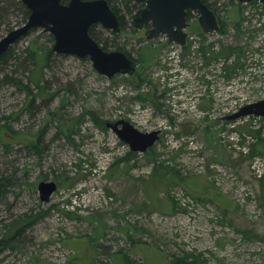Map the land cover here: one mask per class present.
I'll use <instances>...</instances> for the list:
<instances>
[{"label": "rangeland", "instance_id": "374dc122", "mask_svg": "<svg viewBox=\"0 0 264 264\" xmlns=\"http://www.w3.org/2000/svg\"><path fill=\"white\" fill-rule=\"evenodd\" d=\"M217 6L225 32L204 33L194 13L186 47L155 38L150 65L137 60L133 75L108 78L90 58L56 52L53 68L12 71L41 104L32 113L27 92L0 73V118L31 138L6 147L0 136V178L13 183L0 199V264H264V119H226L264 98V8L242 7L238 36L228 10L238 17L239 7ZM145 30L128 34L131 46ZM46 33L36 28L16 51ZM227 46L243 53L216 57ZM43 72L48 88L35 83ZM119 119L160 137L134 152L106 125ZM37 141L39 154L28 148ZM42 180L58 183L48 202Z\"/></svg>", "mask_w": 264, "mask_h": 264}, {"label": "water", "instance_id": "95a60500", "mask_svg": "<svg viewBox=\"0 0 264 264\" xmlns=\"http://www.w3.org/2000/svg\"><path fill=\"white\" fill-rule=\"evenodd\" d=\"M30 15L22 25L13 28L0 39V56L33 28H41L54 37L53 50L59 54L90 58L94 68L108 78L117 74L133 75L137 70L134 59L124 51L104 49L91 35L90 29L99 24L106 29L120 32V20L108 0H22ZM248 3L254 0H238ZM264 6V0H257ZM144 3L132 15V24L136 29L146 30L148 40L166 36L169 42L181 46L187 45L190 25L187 14L195 12L205 33L218 31L221 27L215 11L203 0H134ZM264 117V98L241 106L226 116L229 121L243 117ZM116 132L119 138L129 144L134 152H146L159 139L160 130L144 132L130 121L119 119L106 124ZM55 180H42L38 189L42 201L48 202L57 190Z\"/></svg>", "mask_w": 264, "mask_h": 264}, {"label": "trees", "instance_id": "16d2710c", "mask_svg": "<svg viewBox=\"0 0 264 264\" xmlns=\"http://www.w3.org/2000/svg\"><path fill=\"white\" fill-rule=\"evenodd\" d=\"M69 0H63V2H68ZM205 3H207L214 11L218 9L217 6V0H203ZM231 4L235 7H239V10H237L238 17L234 16L236 9H230L228 10V14L232 16L233 20L236 22V31L237 35L240 36L242 34V28H243V21L244 18H240L241 13H243V8L245 4L237 1V0H230ZM114 11L119 17L120 25L122 30L120 32H115L110 29H105L104 31L109 32V35H105L104 32L99 31L97 28L100 26L99 24H95L91 27L90 33L91 35L99 42V44L106 50H112L117 49L124 51L128 56L133 58L132 51L136 50L138 52V57L134 60L135 63L137 60H142L144 64L150 65V62L152 59L151 57L154 56L156 53V48L154 47V39L148 40L144 38L143 36L139 37V48H135V46H131L130 42L128 40V34L132 31L137 32L138 30L133 26L132 24V15L141 7L144 6V3H136L134 0H108ZM259 2L257 0L252 1L251 4H258ZM216 12V11H215ZM30 10L26 6V4L22 0H0V30L3 25H6V30H12L14 27L12 25V17L15 16L19 18V22L16 25L25 23L30 15ZM194 14V12H189L187 14L188 20L191 18V16ZM223 22V21H222ZM226 25L225 23L222 25L219 32H225L226 31ZM36 30V28H33L31 32ZM40 36H46L43 38H46L48 40L46 41H54V37L51 33L41 34L36 39L33 40V42L27 46L21 53H18L15 49V45L10 46L1 56H0V73L6 72L3 76L4 82H9L13 85H16L18 88L23 89L27 92L28 96H30V101L28 104V111L32 113V111L35 109L36 104V96L33 95L32 91L30 90V87L28 84H25L22 76H16L14 74H11L12 71L18 73L20 72L21 75H24L26 71H30L31 67L37 66L41 62L45 61V64L43 66V71L45 68H53L54 62H53V56L56 54L52 47L47 46L43 42L39 41ZM48 43V42H47ZM186 47V46H185ZM238 46H227L223 48V52H217L216 57H219L221 54L223 55H229L230 53H233L238 50L237 53L241 55L242 48H236ZM222 50V49H221ZM243 53V52H242ZM58 56H65L63 54H59ZM149 59V60H148ZM15 64L16 68L13 70H9V67L11 64ZM219 71H223L222 66H218ZM8 70V72H7ZM20 70V71H19ZM38 87L41 88H48L49 86V80L46 79L45 74L43 72V75H41L38 80L35 81ZM65 91L71 90L69 86L63 87ZM52 99V98H51ZM51 99L43 98V105H48L49 108V102ZM38 107H41L40 105H37ZM44 107V106H43ZM55 118H57L60 121V132L63 131L65 123H63V120L60 118L58 112H54ZM255 117V116H250ZM264 119V117H261ZM6 119V116H3V118H0V136L1 138H4L7 140L6 147L11 142H17V143H25L29 136L26 137V133L20 132L18 130H14L11 128V122ZM229 121V120H228ZM235 122V121H232ZM9 135V139L6 137V135ZM31 139V138H30ZM14 140V141H13ZM29 140V139H28ZM264 141V138H262L261 142ZM41 144L39 142H32L28 145V148L30 151H35L36 153H40ZM13 185L11 176L2 177L0 178V199H5L7 197L8 191L10 190V187ZM13 248H15V244L12 242L9 243ZM128 259L129 256H127Z\"/></svg>", "mask_w": 264, "mask_h": 264}, {"label": "built area", "instance_id": "2783aa9c", "mask_svg": "<svg viewBox=\"0 0 264 264\" xmlns=\"http://www.w3.org/2000/svg\"><path fill=\"white\" fill-rule=\"evenodd\" d=\"M213 33H214V32H213ZM207 34H210V33H207ZM214 76H215V75H214ZM214 76H213V75H212V76H209V77L212 79L211 81H214ZM211 81H210V82H211ZM210 89H211V91H215V90H216L215 87H211ZM243 105H244V104H243ZM243 105H241V106H243ZM241 106H240V107H241ZM240 107H239V108H240ZM237 110H238V109H237ZM237 110H235V111H237ZM235 111H234V112H235ZM224 117H225V116H224ZM244 118L246 119V117H244ZM241 119H242V118H241ZM239 120H240V119H239Z\"/></svg>", "mask_w": 264, "mask_h": 264}, {"label": "flooded vegetation", "instance_id": "af4514ba", "mask_svg": "<svg viewBox=\"0 0 264 264\" xmlns=\"http://www.w3.org/2000/svg\"><path fill=\"white\" fill-rule=\"evenodd\" d=\"M255 1V0H254ZM252 2V1H251ZM251 2H248V3H251ZM259 2V1H258ZM67 3V2H66ZM242 3V2H241ZM248 3H243V4H248ZM263 5V4H262ZM263 8H264V6H263ZM195 13V12H194ZM149 24H147V25H145V28H146V30L149 28ZM220 29H221V27H220ZM220 29H219V31H220ZM138 30V29H137ZM146 30H145V33H146ZM218 31V32H219ZM177 44V43H176ZM183 47H185V46H183ZM113 50V49H112ZM229 82V81H228Z\"/></svg>", "mask_w": 264, "mask_h": 264}, {"label": "bare ground", "instance_id": "6f19581e", "mask_svg": "<svg viewBox=\"0 0 264 264\" xmlns=\"http://www.w3.org/2000/svg\"><path fill=\"white\" fill-rule=\"evenodd\" d=\"M216 13V12H215ZM217 14V13H216ZM218 16V15H217ZM220 22V21H219Z\"/></svg>", "mask_w": 264, "mask_h": 264}]
</instances>
